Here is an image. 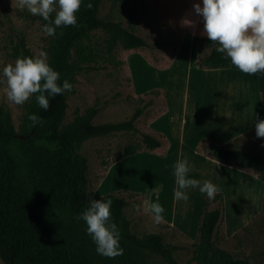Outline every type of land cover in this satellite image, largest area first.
<instances>
[{
    "label": "rangeland",
    "instance_id": "rangeland-1",
    "mask_svg": "<svg viewBox=\"0 0 264 264\" xmlns=\"http://www.w3.org/2000/svg\"><path fill=\"white\" fill-rule=\"evenodd\" d=\"M195 3L202 6L203 0H104L100 16L130 24L146 46L124 49L116 43L111 55L91 63L95 69L76 74L72 90L67 91L60 129L91 106L99 108L96 123L121 121L142 108L135 125L156 136L161 141L159 147L142 146L123 156L126 145L141 143L138 132L126 131L94 136L78 146L77 151L87 158L92 197L107 192L122 196L127 202L124 214L134 233H160L166 243L176 246L173 257L177 264H194L193 243L202 201L208 199L204 208L209 210L217 207L219 200L211 201L198 188L187 190L186 202L174 198V164L187 158L193 169L189 176L211 180L222 194L224 214L213 234L214 245L233 257L264 264L263 183L248 169L216 161L206 149L212 141L264 151V138L256 136L255 128L257 121L264 120L256 76L198 65L209 46L198 48L196 38L203 35V29L199 26L192 31L189 26L198 20L203 24L202 16L194 11ZM176 22L184 26L180 28ZM44 23L41 17L19 9L17 0H0V73L19 58L14 46L20 38L32 56L45 52L50 63L51 37L41 31ZM92 40L103 47L100 32ZM5 88L6 81L0 76V107L9 111L18 132L29 101L21 106L9 103ZM157 197L165 208L160 224L143 211L145 202H156ZM87 240L96 251V245ZM145 254L146 264H169L160 255ZM0 264L5 263L0 259Z\"/></svg>",
    "mask_w": 264,
    "mask_h": 264
},
{
    "label": "trees",
    "instance_id": "trees-1",
    "mask_svg": "<svg viewBox=\"0 0 264 264\" xmlns=\"http://www.w3.org/2000/svg\"><path fill=\"white\" fill-rule=\"evenodd\" d=\"M104 0H83L93 7L82 6L76 14L75 27L57 28V35L49 44L50 65L60 73V83L85 69H95L99 58L111 55L116 43L124 49L146 46L145 40L135 33L130 24L100 16ZM54 19V15H53ZM103 34V47L95 45L92 36ZM60 33H63L62 35ZM209 46V52L199 61L202 68L239 70L225 54L216 51L208 37L198 41V48ZM19 57L32 56L22 38L14 46ZM257 89L264 109V75L255 74ZM67 91L54 98L49 97L50 108L39 107L33 96L26 104V115L21 130L16 131L10 113L0 107V259L5 264H146V252L164 257L169 264H177L173 257L176 246L166 243L160 233L137 235L124 214L126 200L115 192H107L93 198L89 191L87 158L77 151L88 138L115 132H138L141 143L128 144L123 156L136 153L142 146L155 149L161 141L149 132L139 130L135 122L142 112L137 108L121 121L94 122L99 112L97 106L88 107L76 115L63 129L61 120L65 113ZM29 114L44 120L43 125L32 126ZM206 149L216 161L252 171L264 185V151L256 148H237L217 145L208 141ZM213 209H205L208 199H203L197 227V239L193 243L194 264H252L246 258L233 257L216 247L213 234L224 214L222 194ZM111 199L112 221L120 230L123 255L117 262H109L96 255L88 242L86 223L77 217L89 206L92 199ZM93 242V241H92ZM94 243V242H93Z\"/></svg>",
    "mask_w": 264,
    "mask_h": 264
},
{
    "label": "clouds",
    "instance_id": "clouds-1",
    "mask_svg": "<svg viewBox=\"0 0 264 264\" xmlns=\"http://www.w3.org/2000/svg\"><path fill=\"white\" fill-rule=\"evenodd\" d=\"M82 6L93 7L91 2L84 5L83 0H17L19 9L46 21L41 31L50 37L57 35V28L77 26L76 14ZM194 11L202 16L203 32L212 44L218 45L217 52L225 54V58L244 74L264 75V0H203L202 6L194 4ZM0 76L6 81L5 95L9 103L21 106L35 96L39 107L45 111L51 106L49 97L54 98L73 88L66 79L62 84L59 82L60 73L50 65L45 52L17 58L14 64L3 67ZM28 119L33 127L44 123L36 114H29ZM255 128L256 136L264 138V120L257 121ZM192 170L187 158L178 159L174 164L177 185L174 198L186 202L189 199L187 190L198 188L200 193L214 199L219 187L211 180L191 178ZM112 203L111 199H92L77 219L85 221L86 232L96 245V252L115 259L123 255L124 249L120 245V230L112 221ZM143 211L150 212L156 224L164 220L165 208L159 203V197L156 202L146 201Z\"/></svg>",
    "mask_w": 264,
    "mask_h": 264
},
{
    "label": "crops",
    "instance_id": "crops-1",
    "mask_svg": "<svg viewBox=\"0 0 264 264\" xmlns=\"http://www.w3.org/2000/svg\"><path fill=\"white\" fill-rule=\"evenodd\" d=\"M148 2V1H147ZM161 12V11H160ZM163 14V13H162ZM181 21V23H185V20H180ZM177 23V25H179V27L181 28V26H184V25H181V23L180 22H176ZM179 23V24H178ZM189 26L191 27V29H192V31H194L193 29L195 28V27H199L200 26V29H203V24L202 25H199V20L198 21H196L193 25H190L189 24ZM203 35H200L199 37H197L196 39H200V38H202V37H207V35L205 34V33H202ZM191 36H192V33H191ZM193 38V37H192ZM223 69V68H222ZM218 71H220V70H218Z\"/></svg>",
    "mask_w": 264,
    "mask_h": 264
}]
</instances>
